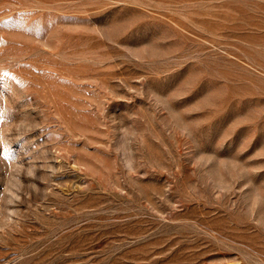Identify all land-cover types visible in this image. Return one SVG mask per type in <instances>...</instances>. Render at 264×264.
<instances>
[{"label":"rangeland","instance_id":"1","mask_svg":"<svg viewBox=\"0 0 264 264\" xmlns=\"http://www.w3.org/2000/svg\"><path fill=\"white\" fill-rule=\"evenodd\" d=\"M0 264H264V0H0Z\"/></svg>","mask_w":264,"mask_h":264}]
</instances>
